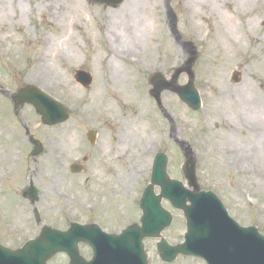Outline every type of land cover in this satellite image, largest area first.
<instances>
[{
  "label": "rangeland",
  "instance_id": "1",
  "mask_svg": "<svg viewBox=\"0 0 264 264\" xmlns=\"http://www.w3.org/2000/svg\"><path fill=\"white\" fill-rule=\"evenodd\" d=\"M129 27L140 31V45L130 41ZM0 29V244L16 249L42 225L64 230L70 222L96 223L118 233L138 223L157 151L168 155L170 177L185 183L184 152L149 94V77L160 72L171 81L191 57L186 41L197 52L191 67L201 108L189 109L169 91L161 94L163 108L195 156L198 185L216 193L240 225L264 236V0H124L115 7L95 0H0ZM42 52L48 74L36 78ZM77 69L91 74L87 88L75 81ZM59 80L64 84L57 86ZM175 81L184 84L187 74ZM24 83L59 100L68 118L46 126L31 105L12 108L6 93ZM137 124L143 128L136 131ZM88 131L96 133L93 144ZM62 134L65 154L57 146ZM30 136L42 146L35 156ZM74 162L81 172L70 171ZM29 183L39 191L33 205L22 197ZM162 205L172 221L161 236L177 244L183 214L166 200ZM157 241H143L149 264H205L183 255L165 263ZM79 252L91 257L83 244ZM48 264H68V258L56 254Z\"/></svg>",
  "mask_w": 264,
  "mask_h": 264
},
{
  "label": "water",
  "instance_id": "2",
  "mask_svg": "<svg viewBox=\"0 0 264 264\" xmlns=\"http://www.w3.org/2000/svg\"><path fill=\"white\" fill-rule=\"evenodd\" d=\"M106 4H118L122 0H97ZM176 71L174 79L183 71L189 76L185 85H171L159 73L150 78L153 88L150 91L157 103L163 90L170 89L190 108L200 105L198 93L192 83L191 64ZM76 79L88 85L90 77L78 71ZM237 80V79H236ZM19 101L32 103L47 124L62 122L67 118L63 107L52 98L38 91L35 87L22 89L17 95ZM90 141L92 133L88 134ZM181 145L183 143L180 142ZM37 151H34V154ZM167 157L157 153L154 158L150 183L145 187L139 207L142 210L140 225L132 224L120 234H105L96 225L71 223L65 231L43 226L39 235L16 251L0 246V264H46V261L57 252L69 256V264H147L143 252L142 239L159 237L160 231L171 221L170 213L160 205L162 198L168 199L173 207L181 209L186 219L184 242L170 246L161 238L157 243L160 257L171 262L177 254L192 255L204 259L206 264H264V237L254 227H241L235 223L224 209L220 200L212 192L198 189L195 176V160L186 149V160L182 172L189 186L187 189L177 180H171L166 173ZM72 171L80 170L73 165ZM160 187V194L153 191ZM25 196L35 199L36 190L26 188ZM84 242L93 250L90 261L78 254L77 244Z\"/></svg>",
  "mask_w": 264,
  "mask_h": 264
},
{
  "label": "bare ground",
  "instance_id": "3",
  "mask_svg": "<svg viewBox=\"0 0 264 264\" xmlns=\"http://www.w3.org/2000/svg\"><path fill=\"white\" fill-rule=\"evenodd\" d=\"M195 1V0H193ZM130 29V34H129V39L132 43H135V41H137V44H141V40H142V36L141 34L139 33L140 31L138 30V28L134 27H129ZM46 44V42H45ZM44 51V50H43ZM36 72H38V74H36V78H39L41 77L42 74L46 75L48 74V65H47V62H46V56H45V52H42L41 55H39L37 57V63H36V69H35ZM123 77H119V82L121 83L123 81ZM64 84V81H57L56 82V85L57 86H61ZM48 85H49V80H48ZM47 86V85H46ZM127 92V91H126ZM125 94V92H124ZM247 100H245L243 103L245 104L244 107L245 108H248V106L246 105ZM143 128V125H135V130L137 131L138 129H142ZM67 145H68V139H67V134H62L61 137H60V143L59 146L62 150V153L65 154V153H68V150L66 149L67 148ZM54 147V145H53ZM52 151H54V148H52ZM51 156H54L55 157V162L59 165V160L56 158L58 155L57 154H54V153H50ZM10 160H13V156H10ZM14 165H11L9 168L11 169ZM55 171H58L57 168L55 169Z\"/></svg>",
  "mask_w": 264,
  "mask_h": 264
},
{
  "label": "flooded vegetation",
  "instance_id": "4",
  "mask_svg": "<svg viewBox=\"0 0 264 264\" xmlns=\"http://www.w3.org/2000/svg\"><path fill=\"white\" fill-rule=\"evenodd\" d=\"M3 24V23H2ZM0 34H1V29H0ZM13 95H14V92H10V93H6V96L8 97V99L10 100L11 104H12V107H23L24 105L26 104H17L15 103L14 99H13Z\"/></svg>",
  "mask_w": 264,
  "mask_h": 264
}]
</instances>
